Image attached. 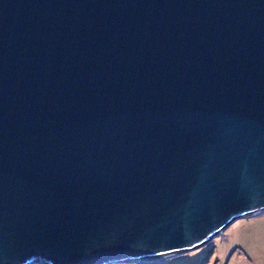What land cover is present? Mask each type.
<instances>
[{
  "label": "water",
  "instance_id": "obj_1",
  "mask_svg": "<svg viewBox=\"0 0 264 264\" xmlns=\"http://www.w3.org/2000/svg\"><path fill=\"white\" fill-rule=\"evenodd\" d=\"M262 218L264 0H0V264H148Z\"/></svg>",
  "mask_w": 264,
  "mask_h": 264
},
{
  "label": "rangeland",
  "instance_id": "obj_2",
  "mask_svg": "<svg viewBox=\"0 0 264 264\" xmlns=\"http://www.w3.org/2000/svg\"><path fill=\"white\" fill-rule=\"evenodd\" d=\"M160 260L163 261L152 260V262L146 263L264 264V218L239 227L227 236L201 249L179 253Z\"/></svg>",
  "mask_w": 264,
  "mask_h": 264
},
{
  "label": "trees",
  "instance_id": "obj_3",
  "mask_svg": "<svg viewBox=\"0 0 264 264\" xmlns=\"http://www.w3.org/2000/svg\"><path fill=\"white\" fill-rule=\"evenodd\" d=\"M162 261H163V260H162ZM162 261H161V260H160V261L158 260L157 262H162ZM155 263H156V262H155Z\"/></svg>",
  "mask_w": 264,
  "mask_h": 264
}]
</instances>
